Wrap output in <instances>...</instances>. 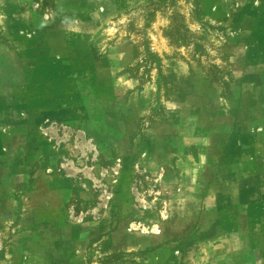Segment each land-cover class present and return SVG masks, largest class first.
<instances>
[{
	"label": "rangeland",
	"instance_id": "374dc122",
	"mask_svg": "<svg viewBox=\"0 0 264 264\" xmlns=\"http://www.w3.org/2000/svg\"><path fill=\"white\" fill-rule=\"evenodd\" d=\"M255 1L0 0V264H264Z\"/></svg>",
	"mask_w": 264,
	"mask_h": 264
},
{
	"label": "crops",
	"instance_id": "0c3cea01",
	"mask_svg": "<svg viewBox=\"0 0 264 264\" xmlns=\"http://www.w3.org/2000/svg\"><path fill=\"white\" fill-rule=\"evenodd\" d=\"M253 6L255 5V8L256 7H259L261 8V12L264 13V7H263V3H261V0H256L254 3H252ZM259 21H263L264 18L262 16H260L259 18ZM259 38V37H258ZM260 39V38H259ZM254 40L255 42L258 41L259 42V45L257 46V48H254L252 47L251 49L247 48V53L245 54L246 55V58H249L250 56H259V57H264V36L263 38H261L260 40L257 39L256 35L254 34ZM250 63L253 65L252 61L250 60ZM248 71H250L251 69L250 68H247ZM263 69V68H262ZM262 69H259L260 73L263 72ZM262 75V74H261ZM261 84H264L263 82H261L260 80V76L258 77V80L256 79H253L252 78V82H251V86H250V89H253V90H257V89H261L263 88L264 86H262ZM245 86V85H244ZM239 87L238 84H235L234 85V88H237ZM234 103H237V101H234ZM261 104L263 106V120H264V95L262 96V99H261ZM264 122V121H263ZM240 130V129H239ZM238 130V131H239ZM237 131V133H238ZM238 137V136H237ZM247 165H249L248 163H246ZM245 168V167H244Z\"/></svg>",
	"mask_w": 264,
	"mask_h": 264
}]
</instances>
